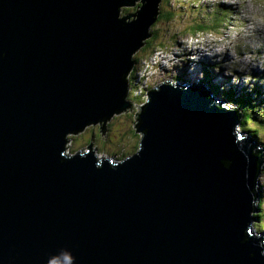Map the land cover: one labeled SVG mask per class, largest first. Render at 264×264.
<instances>
[{"label":"water","instance_id":"obj_1","mask_svg":"<svg viewBox=\"0 0 264 264\" xmlns=\"http://www.w3.org/2000/svg\"><path fill=\"white\" fill-rule=\"evenodd\" d=\"M135 1L0 0V264H264L262 149L210 86L151 90L130 157L70 149L130 102L162 0Z\"/></svg>","mask_w":264,"mask_h":264},{"label":"rangeland","instance_id":"obj_2","mask_svg":"<svg viewBox=\"0 0 264 264\" xmlns=\"http://www.w3.org/2000/svg\"><path fill=\"white\" fill-rule=\"evenodd\" d=\"M135 2L131 6L123 5L121 15L136 12L141 0ZM158 16L151 26L157 35L153 43L157 51L154 52L152 46L134 53L139 59L134 66H141L134 81L136 92L128 95L129 104L120 114L115 113L104 129L99 121L71 136V151L87 149L93 143L99 156L123 159L132 155L138 150L142 137L137 132V116L147 103L148 94L157 85L173 80L186 78L205 84L203 80L208 79L207 82L213 85H206L213 86L212 89L230 103L233 102L226 96V90L251 94L252 89L258 87L264 96V0H162ZM198 19L205 23L208 19L212 25H216V31L209 29L199 32L200 36L195 40L193 31L196 25L193 23H197ZM141 57L145 58L142 63ZM144 87H148L146 98L141 95L144 90L138 89ZM138 95L144 97V102H139ZM255 114V118H260ZM242 120L243 117L237 126L238 131L252 136L254 132L248 129L257 127L259 137H252L256 141L264 139V123L259 122L260 119L245 120L244 125ZM260 143L263 169L257 183L256 204L260 203V206L253 213L251 233L255 235L264 232V145Z\"/></svg>","mask_w":264,"mask_h":264},{"label":"trees","instance_id":"obj_3","mask_svg":"<svg viewBox=\"0 0 264 264\" xmlns=\"http://www.w3.org/2000/svg\"><path fill=\"white\" fill-rule=\"evenodd\" d=\"M170 13L171 15L172 12H168ZM162 16V14H161ZM203 17H205L204 15H202ZM159 17V16H158ZM207 18V17H206ZM158 19V18H157ZM157 21V20H156ZM155 24V23H154ZM196 25V27L194 28V33L196 34V36H200L199 35V32H202V31H207L209 29L211 30H214L216 31V25H212L210 23V21L207 19V23L205 22H202L200 19L197 20V23H193ZM214 26V27H212ZM223 26V25H222ZM153 27V26H152ZM150 29L152 35L150 37H148L145 41H144V45L140 48L139 52L140 51H144L145 49H148V48H151L153 46L154 48V41L157 39V35L156 33L154 32V30ZM221 27V26H220ZM220 31V30H219ZM218 32V31H217ZM157 47L154 48V50H156ZM136 54V53H135ZM133 56V59L135 60V62L137 63L138 62V57L137 56ZM143 57V56H142ZM141 57V58H142ZM137 67L134 66V68H132V71L131 73L129 74L128 76V79H129V86H131L130 88V94L128 93V95L130 96L132 93H135L136 92V88L134 86V81L135 79L137 78L136 77V69ZM133 75V76H132ZM148 86V85H147ZM152 87V86H151ZM149 87V89L151 88ZM135 88V90H133ZM146 88L148 89V87H144V88H138V89H142L144 90L143 93H141V95L143 94L144 97H145V93L147 92ZM253 92H251L252 96L250 93L248 92H245L244 94L241 92L239 94H237L236 92L234 91H229V90H226V96L229 98L230 101H232L235 105H238L240 107V112L243 114V125L249 121H251L252 119H260L259 122H261L262 124L264 123V105H262L264 103V96L262 95V92H261V89H259L258 87L255 88V89H252ZM219 93V92H218ZM235 94V95H234ZM256 95V96H255ZM129 96L127 97L128 100H130ZM135 96V95H134ZM139 98V102H144V97L138 95L137 96ZM121 113V112H120ZM118 113V114H120ZM260 117V118H255L256 117V114ZM246 118V119H245ZM246 120V121H245ZM254 122V121H252ZM243 127V126H242ZM250 132H254L252 134L253 137H259V130L257 127H251L248 129ZM97 135L99 136V132L97 131L96 132ZM74 137V136H73ZM94 137H96L94 135ZM93 139V138H92ZM91 139V140H92ZM91 142V141H90ZM260 142H262L261 144L264 145V139L261 138ZM120 143V142H119ZM121 144V143H120ZM263 149H264V146H263ZM264 158V156H263ZM260 206V203L258 204V207ZM260 216V214H258Z\"/></svg>","mask_w":264,"mask_h":264},{"label":"bare ground","instance_id":"obj_4","mask_svg":"<svg viewBox=\"0 0 264 264\" xmlns=\"http://www.w3.org/2000/svg\"><path fill=\"white\" fill-rule=\"evenodd\" d=\"M134 65H135V60H134ZM131 73V72H130ZM129 73V74H130ZM186 79V78H185ZM205 79V78H204ZM204 82H205V85H206V83L207 84H210V83H208L207 81H208V79H205V80H203ZM130 82V81H129ZM210 85H213L212 83L210 84ZM211 88L213 87V86H210ZM216 93H218L217 91H215ZM219 94V93H218ZM146 93H145V98H146ZM223 97V96H222ZM224 98V97H223ZM149 99H150V95L148 94V97H147V99H146V101L148 102L149 101ZM225 99V98H224ZM228 103H230V102H228ZM234 108H236L237 110H238V112L240 111V107L238 106V105H235L234 103H230ZM239 115H240V113H239ZM241 117H243V114L241 113V115H240V117H239V124H241ZM238 124V125H239ZM238 132H241V131H238ZM259 143H260V141H259V139L257 140ZM261 144V143H260ZM135 153V152H134ZM263 155V154H262ZM130 157V156H129ZM263 169V168H262Z\"/></svg>","mask_w":264,"mask_h":264},{"label":"clouds","instance_id":"obj_5","mask_svg":"<svg viewBox=\"0 0 264 264\" xmlns=\"http://www.w3.org/2000/svg\"><path fill=\"white\" fill-rule=\"evenodd\" d=\"M195 40H197V38H199L198 36H195ZM199 43H201L200 42V40L198 41ZM155 51H157V49L156 50H154V52ZM147 58V57H146ZM145 58H142L141 60H140V62L142 63V61L144 60ZM140 66H141V64H140ZM140 66L139 67H137L136 69H138V70H136V77L138 78V75H137V73H138V71H139V68H140ZM143 81V79L141 80V82ZM158 86V85H157ZM129 94H130V88H129Z\"/></svg>","mask_w":264,"mask_h":264},{"label":"flooded vegetation","instance_id":"obj_6","mask_svg":"<svg viewBox=\"0 0 264 264\" xmlns=\"http://www.w3.org/2000/svg\"><path fill=\"white\" fill-rule=\"evenodd\" d=\"M128 13H126V15H127Z\"/></svg>","mask_w":264,"mask_h":264}]
</instances>
